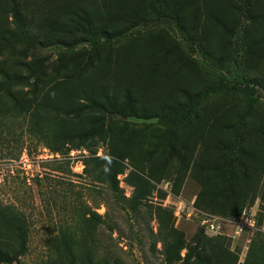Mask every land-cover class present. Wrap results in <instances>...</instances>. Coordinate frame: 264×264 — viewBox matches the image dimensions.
Wrapping results in <instances>:
<instances>
[{"label": "rangeland", "instance_id": "1", "mask_svg": "<svg viewBox=\"0 0 264 264\" xmlns=\"http://www.w3.org/2000/svg\"><path fill=\"white\" fill-rule=\"evenodd\" d=\"M156 5L0 0V264H264V0ZM73 11L113 34L89 67L58 41ZM84 97L89 115L59 113ZM95 155L120 163L117 194Z\"/></svg>", "mask_w": 264, "mask_h": 264}, {"label": "trees", "instance_id": "2", "mask_svg": "<svg viewBox=\"0 0 264 264\" xmlns=\"http://www.w3.org/2000/svg\"><path fill=\"white\" fill-rule=\"evenodd\" d=\"M157 2V5L155 6L156 16L161 15V5L163 3V0H155ZM72 17V25L71 26H64L61 29V33L64 34L58 41L61 45L65 47L67 50H72L73 46L77 45L78 43L82 44L81 48L76 50L78 54L74 55L75 58H77L80 62L77 63L80 65V68L89 67L93 65V62L99 58V48L108 49V45L110 44V39L113 34L108 32V29H106L103 26H93L89 20L87 19L85 14H80L78 12H71ZM14 18L16 21L20 20V17L18 15L17 11H14ZM116 35V34H115ZM118 35V34H117ZM69 39H65V37ZM70 40V41H69ZM23 49L18 48L17 49V57L15 60V65L19 69H26L30 70L32 66V61L29 59H26L25 56L22 55ZM57 62L54 60L49 61L46 63L45 66H52L53 70L52 72L57 75V77L61 78H67L71 76V65L63 62L62 59H57ZM55 63V64H54ZM221 88L227 92H237L240 91L244 95L248 97V99H251L252 89L249 87L240 88L236 85L230 84L227 81H222ZM213 91V88L211 86H207L204 89L198 90L194 92L189 96V102L190 107H193L199 103H201L204 99H206L210 93ZM88 100V102L75 100L70 104L63 105V108L59 109V113L63 117H67L71 120H75L79 118V115L81 114V110H87L88 112L86 115H89L90 107H93L94 101L92 99H89L87 97H84ZM90 104V105H89ZM100 108H103V103L98 102ZM52 144H54L53 149L55 151L60 150L61 147H65L66 150L71 148V145L73 144V140H70V143H67V141L63 142L61 139H52ZM67 143V146L65 145ZM75 146H78L75 145ZM84 164V171L90 175L93 176L97 181L103 182L106 184V186L112 190L113 194H117V173L120 172V170L116 169V167L120 166V163L117 159H104L101 156H86L83 159ZM88 167H95L94 169H88ZM109 167V168H108ZM0 255L5 256L4 252L0 249Z\"/></svg>", "mask_w": 264, "mask_h": 264}, {"label": "built area", "instance_id": "3", "mask_svg": "<svg viewBox=\"0 0 264 264\" xmlns=\"http://www.w3.org/2000/svg\"><path fill=\"white\" fill-rule=\"evenodd\" d=\"M206 220L209 223V225L212 227L213 226L212 219H206ZM251 224H252V219L250 217H244V219L242 220V223L237 224V226L241 229L242 226L251 225Z\"/></svg>", "mask_w": 264, "mask_h": 264}]
</instances>
